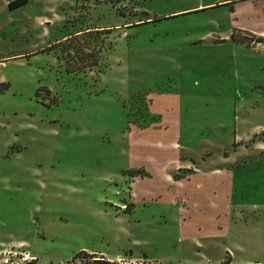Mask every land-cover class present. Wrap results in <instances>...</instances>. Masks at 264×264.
<instances>
[{
  "label": "rangeland",
  "instance_id": "374dc122",
  "mask_svg": "<svg viewBox=\"0 0 264 264\" xmlns=\"http://www.w3.org/2000/svg\"><path fill=\"white\" fill-rule=\"evenodd\" d=\"M222 1L0 4V264L6 250L35 259L23 264H118L129 250L160 264H189L200 251L212 264H264V58L213 46L232 30L223 5L236 0L186 11ZM174 88L181 98L167 101L182 104L186 131L142 129L150 98L165 108L154 90ZM175 141V151L156 144ZM234 152L240 168L220 196L209 175ZM173 154L202 174L165 181L160 161ZM153 189L162 199L138 196L133 209V193ZM209 198L224 204L213 209ZM240 214L258 222L246 228ZM199 232L204 251L192 240Z\"/></svg>",
  "mask_w": 264,
  "mask_h": 264
},
{
  "label": "crops",
  "instance_id": "0c3cea01",
  "mask_svg": "<svg viewBox=\"0 0 264 264\" xmlns=\"http://www.w3.org/2000/svg\"><path fill=\"white\" fill-rule=\"evenodd\" d=\"M14 0H0V4H2L5 8L9 9V3L12 2ZM231 0H226V1H222V2H212L210 4L207 5H199L198 7L195 8H191L188 9L186 11H190V10H194V9H198L201 7H218L219 4L225 3V2H230ZM67 0H61V3H66ZM29 3V2H28ZM27 3V4H28ZM252 5V7H250L248 9V14H249V22L248 24H245L242 22V16L245 15V11L247 8L243 9L244 6L246 5ZM225 7H229L230 9V15L233 16V27L232 30L230 29L226 33V35L224 37L221 38H217L214 41L213 46L214 47H221L224 46L225 44L228 46H232L235 47V49H238L241 51V54L243 57H249V58H254L255 56H260L262 58H264V48L263 47H259V46H255L254 44L248 45L246 41H241L242 36H247L248 34H252L254 35L256 38H261L264 40V0H236L235 2L232 3H228L226 5H223ZM64 7V6H63ZM10 10V9H9ZM50 9L47 10V12H49ZM251 10V11H250ZM63 11H65V8L63 9ZM181 12H174L172 14H167L168 15H175ZM151 20V19H148ZM130 23H127L126 25H129ZM115 28L120 27V25H115L112 26ZM109 28V27H107ZM221 28V26H220ZM98 29H104L103 27L98 28ZM235 35L238 39L237 42H234L232 40V36ZM260 45V44H259ZM264 60V59H263ZM186 64V63H185ZM154 93L158 94V97L163 96L165 97V99L161 100V104L162 106L165 105V108L160 111V109H156L155 108V102L154 99H149V105L147 108V113H146V123L143 125L144 128H148L147 124L149 123L150 125H160L163 124V126L165 127V130H173V131H177L179 133H182L183 131H186V122H185V118L183 117V114L181 112V108H182V104L178 103V104H174V103H169L167 100L171 97V96H175L176 98H181L179 97L180 92L178 91L177 88H174V90H164V91H158L156 92L154 90ZM156 94V95H157ZM178 107V110H176L175 108ZM248 137V135H247ZM244 141V140H243ZM234 142L236 144H239V142H241L240 140H238L235 137ZM157 147H161V148H167V150H178L179 147L181 148L182 146L178 143V142H168L165 145L160 144V143H156ZM162 149V150H164ZM236 153L234 152V156H229V157H223L222 160H220L218 162V165L214 168L211 169L210 175H209V179L210 180H214L215 178H218L219 184L220 186H222V188H220V186H217L219 195L221 196L220 192L224 194H227L226 191V186L229 187L226 182H224L225 178H228L230 174H232V172H234V170L236 168H240L239 167V161L236 160ZM173 157H168L167 158H163L160 161V167H161V171H162V175L165 179V181H167L168 183H170L171 185H177V184H182V182L184 181H191L193 178L199 176L202 174L201 168L203 167H199L195 164H191L189 162H184L181 161L179 159H187L185 156H182V158H179V156H176V154H173ZM235 157V158H234ZM203 164H206V160L203 159ZM191 171V172H190ZM181 173L183 174H189L188 176H184L183 174L180 176V178L175 179L176 176H179ZM152 174H153V170H152ZM222 180V182L220 183V181ZM134 185V184H133ZM205 190L207 191V195H216L217 193H213L214 190L211 188H205ZM134 192V190H133ZM162 192L159 191H155V189L153 190H146L142 196H141V192L138 193H133V209L135 207V203L137 197H141L140 199H142L141 201L144 202V204L146 203L147 200L149 199H153L155 200L156 198L158 199H162ZM212 192V194H211ZM188 193H185V196H187ZM193 194L191 193L189 194V200L193 203V208L194 207H198V203L200 200L195 201L193 199ZM229 194V193H228ZM227 194V195H228ZM225 197V199H227L228 197ZM135 196V197H134ZM183 199V198H182ZM178 199H174L171 198V200L168 201V203L171 205V207L175 210H182L183 208L180 206L179 202H177ZM228 201V199H227ZM203 203L207 204L209 207L215 209V208H220L219 204H224L223 198H209L208 200H204L202 201ZM227 205V204H225ZM250 208L251 207L249 206ZM247 207V208H249ZM233 207L227 205V207H225L226 212L227 211H231ZM249 208V209H250ZM253 209H250L251 212H253ZM241 211L243 212L244 210L241 209ZM244 212H249V211H244ZM250 212V213H251ZM179 214L183 217L182 212L180 211ZM185 215V214H184ZM242 215L240 214L239 216V221L240 223H242L244 225V227L246 228H252V224L255 222H258V220H255L254 222H251L249 224L244 223L242 221ZM262 221V220H259ZM181 223V222H180ZM181 226H183V224H181ZM216 236H219L220 234H222L224 236L223 230H218ZM246 235H248L247 233H245ZM203 237L202 233L199 232V234L197 233V236L193 237L192 240L197 243L196 246L199 249H203V251L205 250V246L202 245V243L200 242L201 238ZM218 238H226V236L224 237H218ZM250 243L254 242L252 238L249 239ZM256 242V241H255ZM224 250H227L228 248L223 247ZM129 253L131 256L129 257H133L135 255H144L146 257H150L149 254L147 252H139V253H135L133 250H129ZM198 257H197V261L189 263V264H212L210 262V259L207 255H205L204 253L198 252ZM119 257V256H117ZM116 257V258H117ZM115 258V259H116ZM134 258H140V257H134ZM174 262V261H173ZM176 264H187L184 260H181L179 258V260L176 261ZM219 264V262L217 263Z\"/></svg>",
  "mask_w": 264,
  "mask_h": 264
},
{
  "label": "built area",
  "instance_id": "2783aa9c",
  "mask_svg": "<svg viewBox=\"0 0 264 264\" xmlns=\"http://www.w3.org/2000/svg\"><path fill=\"white\" fill-rule=\"evenodd\" d=\"M27 253L28 252L19 254L18 252L16 251L14 252L11 250L3 251L5 257L3 262L4 264H23L24 262L32 263L33 261H35V259L32 258ZM118 264H160V263L154 262L147 258L139 259V258L125 256L124 258L118 261Z\"/></svg>",
  "mask_w": 264,
  "mask_h": 264
},
{
  "label": "trees",
  "instance_id": "16d2710c",
  "mask_svg": "<svg viewBox=\"0 0 264 264\" xmlns=\"http://www.w3.org/2000/svg\"><path fill=\"white\" fill-rule=\"evenodd\" d=\"M29 2V0H14L12 2L9 3V9L10 10H15L19 7H22L24 5H26ZM249 37H251V39L254 40V42H258V43H263L264 44V40L261 38H256L254 35L252 34H248ZM232 40L234 42H237L238 39L236 38L235 35L232 36ZM248 44V43H247ZM249 45V44H248ZM7 89V86L0 84V94H2L5 90ZM175 179H178L177 177H175Z\"/></svg>",
  "mask_w": 264,
  "mask_h": 264
}]
</instances>
